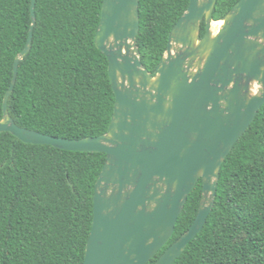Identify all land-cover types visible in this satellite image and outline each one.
Wrapping results in <instances>:
<instances>
[{
  "label": "trees",
  "instance_id": "1",
  "mask_svg": "<svg viewBox=\"0 0 264 264\" xmlns=\"http://www.w3.org/2000/svg\"><path fill=\"white\" fill-rule=\"evenodd\" d=\"M103 1L36 0L32 47L19 64L8 101L19 126L74 139L108 131L115 93L108 58L95 43ZM238 1L218 0L214 18ZM31 3L0 0V119L15 58L28 40ZM189 3L140 0L138 45L151 72ZM106 157L0 133V264L83 263L95 184ZM202 190L200 179L173 236L148 264L191 227ZM173 264H264V105L222 164L215 205L203 230Z\"/></svg>",
  "mask_w": 264,
  "mask_h": 264
},
{
  "label": "water",
  "instance_id": "2",
  "mask_svg": "<svg viewBox=\"0 0 264 264\" xmlns=\"http://www.w3.org/2000/svg\"><path fill=\"white\" fill-rule=\"evenodd\" d=\"M217 1L190 0L153 73L138 45L140 0H104L95 43L109 61L114 113L107 132L74 139L19 126L8 110L19 64L32 47L37 15L31 0L29 36L14 61L0 133L107 154L82 264H148L173 236L200 179L193 224L153 264H173L203 230L222 164L264 105V0H239L215 19ZM218 21L223 24L214 28Z\"/></svg>",
  "mask_w": 264,
  "mask_h": 264
},
{
  "label": "bare ground",
  "instance_id": "3",
  "mask_svg": "<svg viewBox=\"0 0 264 264\" xmlns=\"http://www.w3.org/2000/svg\"><path fill=\"white\" fill-rule=\"evenodd\" d=\"M219 26H221L223 24V21H218L216 22Z\"/></svg>",
  "mask_w": 264,
  "mask_h": 264
},
{
  "label": "rangeland",
  "instance_id": "4",
  "mask_svg": "<svg viewBox=\"0 0 264 264\" xmlns=\"http://www.w3.org/2000/svg\"><path fill=\"white\" fill-rule=\"evenodd\" d=\"M215 27H219V25H218L217 23H215V24H214V28H215ZM217 29H218V28H217Z\"/></svg>",
  "mask_w": 264,
  "mask_h": 264
}]
</instances>
